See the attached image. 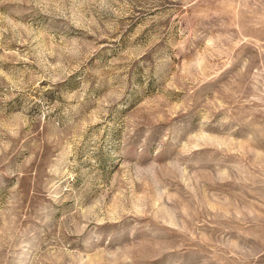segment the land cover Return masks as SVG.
I'll use <instances>...</instances> for the list:
<instances>
[{
    "label": "rangeland",
    "instance_id": "374dc122",
    "mask_svg": "<svg viewBox=\"0 0 264 264\" xmlns=\"http://www.w3.org/2000/svg\"><path fill=\"white\" fill-rule=\"evenodd\" d=\"M0 264H264V0H0Z\"/></svg>",
    "mask_w": 264,
    "mask_h": 264
}]
</instances>
